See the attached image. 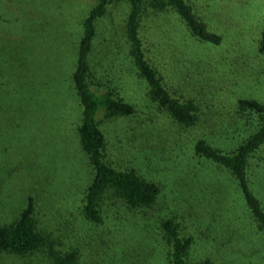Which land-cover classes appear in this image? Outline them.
<instances>
[{"label": "rangeland", "instance_id": "1", "mask_svg": "<svg viewBox=\"0 0 264 264\" xmlns=\"http://www.w3.org/2000/svg\"><path fill=\"white\" fill-rule=\"evenodd\" d=\"M222 37L202 43L172 12L148 13L149 57L170 90L201 109L182 128L149 97L130 56L127 0H113L97 23L92 87L135 106L131 117L96 118L108 159L161 189L151 209L130 210L106 198L103 223L89 222L83 201L93 169L80 144L82 108L73 86L82 22L99 0H0V225L13 224L36 203L40 227L78 264H168L162 223L175 219L194 238L192 262L264 264V233L232 176L198 157L206 140L233 152L260 119L240 99L264 102V0H187ZM175 122V123H174ZM251 161L253 189L264 206V146ZM0 264H48L43 255L2 256Z\"/></svg>", "mask_w": 264, "mask_h": 264}, {"label": "trees", "instance_id": "2", "mask_svg": "<svg viewBox=\"0 0 264 264\" xmlns=\"http://www.w3.org/2000/svg\"><path fill=\"white\" fill-rule=\"evenodd\" d=\"M113 0H99L82 22V35L78 44L77 63L72 74L73 86L82 108L79 127L80 144L93 169V178L83 201L86 219L95 224L103 223V202L106 198L120 200L134 210L151 209L159 199V185L149 182L135 170L118 169L108 159V140L96 116L104 110L107 119L127 118L136 113L132 104L121 99L109 89L104 93L93 90L91 55L97 37V23L104 18ZM129 13L126 20V36L130 44V56L142 80L149 88V97L158 109L182 128L197 126L201 120L200 107L193 100H184L172 92L163 75L151 61L143 36L148 13L172 12L179 16L192 36L215 46L222 44V37L212 31L205 20L196 13L187 0H127ZM259 53L264 55V30L259 43ZM239 110L257 115L260 125L257 131L245 139L233 152L221 150L206 140H198L195 154L230 174L244 203L264 233V206L253 189L251 161L264 146V102L258 99H240ZM174 122V123H175ZM163 240L167 243L168 264H217L211 259L192 262L194 238L186 236L175 219L162 223ZM43 255L48 264H78L77 251L64 252L40 227L36 218V203L28 200L26 208L13 224L0 225V257L28 258Z\"/></svg>", "mask_w": 264, "mask_h": 264}]
</instances>
